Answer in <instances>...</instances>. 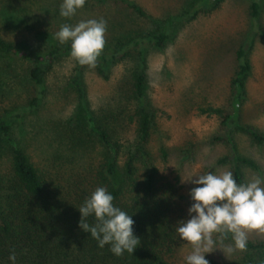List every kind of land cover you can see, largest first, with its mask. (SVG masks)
Returning <instances> with one entry per match:
<instances>
[{
  "label": "rangeland",
  "instance_id": "1",
  "mask_svg": "<svg viewBox=\"0 0 264 264\" xmlns=\"http://www.w3.org/2000/svg\"><path fill=\"white\" fill-rule=\"evenodd\" d=\"M130 1L140 8L142 15L121 0H86L71 17L60 15L63 0H0V10L4 8L16 20L15 24L5 25L0 17V36L36 50L42 47L44 33L59 41L55 33L62 24L75 26L80 21L103 18L107 22L106 43L101 53H109L118 45L120 32L130 31L135 37H142L161 30L166 18L176 17L167 27L168 39L160 48L142 40L140 46L130 47L124 55L120 53L115 62L100 66L99 71L97 66L85 65L83 83L88 108L95 116L115 110L117 101L120 104V85L141 47L145 77L141 103L150 115L144 150L165 180L173 183L177 178L173 214L177 226L179 221L190 218L188 209L194 203L190 189L201 186L184 179L231 171L234 163L229 157L233 152L250 162L237 165L241 174L239 184L260 177L264 187V0H257L260 9L256 22L249 17L250 0L206 3L192 16L186 13L199 0ZM238 47L248 49L250 69L238 104L237 120L222 125L220 117L201 113L199 109H228L229 82L236 69ZM75 63L70 54L58 58L46 75L45 94L37 107L14 119L11 125L13 135L31 160L49 170V175L56 174L58 183L65 182L66 168L71 166L67 148L59 141V130L71 125L76 117L69 84ZM30 65L0 58V119L11 117L32 97V87L26 79ZM131 109L129 106L119 117L120 142H134L135 124L128 119ZM238 126H247L259 139H253ZM225 135L232 144L223 139ZM225 156L228 159L218 163ZM94 160L97 161V155L93 150L87 153L85 162L88 165ZM0 163L1 172H6L8 157L4 155ZM213 239L216 249L206 253V259L229 262L243 253L240 250L224 253L221 249L234 247V243L222 240L219 234H214ZM248 240H264V233L251 231ZM191 250L192 245L179 237V244L168 258L169 264H186L185 257Z\"/></svg>",
  "mask_w": 264,
  "mask_h": 264
},
{
  "label": "trees",
  "instance_id": "2",
  "mask_svg": "<svg viewBox=\"0 0 264 264\" xmlns=\"http://www.w3.org/2000/svg\"><path fill=\"white\" fill-rule=\"evenodd\" d=\"M121 1L142 15L140 8L130 0ZM220 1L199 0L186 14L195 15L204 4ZM259 9L258 1L250 0L248 10L252 22H256ZM0 17L5 25L16 21L4 8L0 10ZM175 18H166L161 30L142 37L137 38L130 31L120 32L118 45L97 58V70L115 62L118 55L126 54L130 47L140 46L142 40L160 48L168 39L167 27ZM41 37L42 47L30 50L0 36V58L31 64L26 79L32 87V97L27 103L19 106L11 117L0 119V162L4 155L9 161L6 172L0 170V264H13L9 259L13 252L16 257L14 264H169L168 258L179 244L173 217L177 178L173 183L165 180L144 150L150 115L141 103L145 89L141 47L137 49L133 66L127 69L128 75L120 85L119 106L117 101L115 110L96 116L87 105L83 66L76 61L69 81L76 117L71 125L59 130V141L64 142L67 148V160L71 166L66 168L65 182L58 183L56 174L49 175V170L31 160L13 135L11 126L14 119L37 107L45 94V78L53 63L70 54L71 41L61 44L46 33ZM247 51L242 47L235 50L236 69L229 82L231 98L228 109H199L201 113L220 117L222 125L237 120L238 104L250 69ZM129 106L132 109L128 119L135 124L133 143L119 140L121 125L118 120ZM238 129L253 139H259L247 126H238ZM223 139L232 144L228 135ZM93 150L97 161L87 165V153ZM229 158L234 163L231 172L239 184L241 174L237 165L250 162L234 152ZM227 159L222 157L218 163ZM97 187H105L114 197L113 205L134 220L133 233L140 244L132 254L125 251L122 256H116L108 244L100 248L90 233L79 227L81 213L78 208ZM86 219L90 225L96 223L94 215ZM221 239L234 243L231 233ZM242 252L238 259L229 262L207 260L209 264H259L264 260V240H248L247 248Z\"/></svg>",
  "mask_w": 264,
  "mask_h": 264
},
{
  "label": "clouds",
  "instance_id": "3",
  "mask_svg": "<svg viewBox=\"0 0 264 264\" xmlns=\"http://www.w3.org/2000/svg\"><path fill=\"white\" fill-rule=\"evenodd\" d=\"M85 2L63 0L60 15L73 16ZM106 23L101 18L80 21L75 26L62 24L55 36L61 44L71 41L70 55L81 66L95 67L106 43ZM184 180L201 185L190 189V197L194 201L188 209L190 218L179 221L175 229L182 240L192 245L191 252L185 257L186 264H209L205 254L216 249L214 234L224 238L231 233L234 247L221 250L232 253L246 250L249 232L264 233V187L260 177L237 184L232 172L224 171L193 175ZM113 200V195L105 187H97L78 208L81 213L79 227L90 233L100 248L108 244L116 256H122L125 251L132 254L140 244L133 233L134 220L115 207ZM93 215L96 223L90 225L86 218ZM9 259L14 264V252ZM259 264H264V260Z\"/></svg>",
  "mask_w": 264,
  "mask_h": 264
}]
</instances>
